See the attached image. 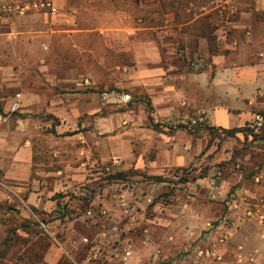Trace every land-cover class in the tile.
Instances as JSON below:
<instances>
[{"label":"crops","instance_id":"0c3cea01","mask_svg":"<svg viewBox=\"0 0 264 264\" xmlns=\"http://www.w3.org/2000/svg\"><path fill=\"white\" fill-rule=\"evenodd\" d=\"M184 1L175 0L170 12L166 8L158 27L162 55L149 26L137 28L140 36L128 39L133 64L123 91L136 101L127 107L119 108L122 91L103 90L108 97L102 100V91H80V83L72 91L63 86L61 92L51 89L43 95L35 89L7 98L0 110V201L32 206L30 217L49 212L61 201H72L74 185L93 180V171L106 164L136 181L120 192L111 184L104 201L158 196L153 214L150 210L146 216L156 244L166 248L187 245L228 209L233 196L238 228L210 264H264L258 220L264 213V167L245 175L227 166L210 189L213 167L206 156L214 146L207 132L197 135L168 123L200 116L203 129L236 128L241 130L235 134L244 136L245 127L264 113V55L259 56L264 52V0H210L200 11L186 4L182 8ZM14 100L19 114L11 116ZM254 131L263 143L264 125ZM191 167L182 186H151L155 177ZM202 168L204 174L197 175Z\"/></svg>","mask_w":264,"mask_h":264},{"label":"rangeland","instance_id":"374dc122","mask_svg":"<svg viewBox=\"0 0 264 264\" xmlns=\"http://www.w3.org/2000/svg\"><path fill=\"white\" fill-rule=\"evenodd\" d=\"M38 1L0 0V4L23 5ZM52 1L57 8L54 15L48 9H34L23 14L11 12L0 16V110L5 108L7 98L17 91L42 89L44 95L52 90L61 92L63 86L75 90L77 83H80L78 90L97 94L103 90L123 91L125 76L133 64L127 41L140 36L137 28L149 26V37L163 54L160 47L163 32L158 27L166 19V8H169L167 12L173 10L175 0ZM185 1L182 8L186 4L193 8L197 6L200 11L210 0H196V4ZM179 17L186 18V14H179ZM131 97L127 105L119 104V108L136 101ZM16 114L19 113L13 112L11 116ZM193 116L191 118H197ZM168 123L173 127H186L187 131L197 135L203 130L207 132L209 143L214 146L206 156L207 166H212L214 173L229 166L241 174L252 175L264 167V142H259L261 137L252 127H245L244 136H238L221 129H203V122L191 127L178 119ZM193 168L184 173L183 181L189 179ZM203 171L202 168L193 176L202 175ZM93 172H96L91 176L95 177L93 180L74 185L69 195L72 203L92 198L104 201L112 190L109 189L111 184L119 191L136 181L131 174L108 170L106 164H100ZM158 203L153 201L148 207L152 214V207ZM31 209L28 204L18 206L13 201H0V264H70L66 257L58 256L48 236L36 227L34 218L29 215ZM47 213L43 210L35 215L44 218ZM80 225L79 222L74 224L77 234L88 236L86 225L85 231ZM153 234L155 239L156 234ZM151 249L153 246L143 249V254H148ZM140 257L135 256L134 261L142 262Z\"/></svg>","mask_w":264,"mask_h":264},{"label":"built area","instance_id":"2783aa9c","mask_svg":"<svg viewBox=\"0 0 264 264\" xmlns=\"http://www.w3.org/2000/svg\"><path fill=\"white\" fill-rule=\"evenodd\" d=\"M34 9H48L52 15L57 13L52 0H40L23 5L0 4V16L2 13L11 12L23 14ZM263 55L264 52L259 53V56ZM100 96L102 100H106L108 92L102 91ZM131 100V95L126 91L118 95L119 104L127 105ZM19 108V101L14 100L8 111L16 112ZM202 121L203 119L198 116L181 119L179 122L191 127ZM263 125V115H257L251 127L257 130ZM184 173L185 171L169 172L162 178L154 180L151 186L169 184L174 187L182 186L185 183ZM217 175L218 171L215 173L213 171L210 176L208 180L210 189L214 188ZM208 195L213 196V192H209ZM155 197L146 201H131L123 195L119 196V201H103L102 198L75 203L61 201L44 218L34 214L33 218L36 227L48 236L50 245L58 256L66 257L70 264H210L213 258L217 257V249L226 245L238 228L233 213L238 205L232 196L228 209L216 219L209 221L187 245L179 248L157 245L151 223L146 216L148 207L153 204ZM247 213L250 215L251 210L247 209ZM258 220L264 234V213L258 214ZM68 222L73 224L79 222L82 227L86 225L90 234L78 235L74 226L67 225ZM149 246H153V249L148 254L147 252L143 254L142 250ZM135 256H141L142 262H135Z\"/></svg>","mask_w":264,"mask_h":264},{"label":"trees","instance_id":"16d2710c","mask_svg":"<svg viewBox=\"0 0 264 264\" xmlns=\"http://www.w3.org/2000/svg\"><path fill=\"white\" fill-rule=\"evenodd\" d=\"M261 115H263V117H264V113L263 114H261ZM211 129H213V128H211ZM221 130H223V131H225V132H228V133H231V134H234V132H236V131H239V130H241V129H229V130H226V129H221ZM33 262H36V261H33ZM33 264V263H32Z\"/></svg>","mask_w":264,"mask_h":264}]
</instances>
